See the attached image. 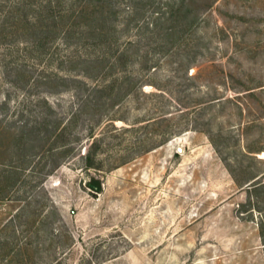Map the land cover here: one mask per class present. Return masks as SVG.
Returning a JSON list of instances; mask_svg holds the SVG:
<instances>
[{
	"label": "rangeland",
	"instance_id": "obj_1",
	"mask_svg": "<svg viewBox=\"0 0 264 264\" xmlns=\"http://www.w3.org/2000/svg\"><path fill=\"white\" fill-rule=\"evenodd\" d=\"M23 1L0 0V264H264V0H184L178 38L154 21L183 0H109L103 43L44 40L49 0L1 32Z\"/></svg>",
	"mask_w": 264,
	"mask_h": 264
},
{
	"label": "trees",
	"instance_id": "obj_2",
	"mask_svg": "<svg viewBox=\"0 0 264 264\" xmlns=\"http://www.w3.org/2000/svg\"><path fill=\"white\" fill-rule=\"evenodd\" d=\"M34 0H24L20 6L15 8H10L6 12V20L1 29V32H6L8 29H17L16 23L14 22L17 17V23L20 22L19 28L25 27V22L30 12H35L39 8H35L33 5ZM111 2L109 0H88L83 2V0H72L68 3L66 0H49L45 5L40 6L42 13L45 15L46 23L43 25V39L47 40L49 37L55 35V37H68L72 38L76 33V30L81 28V24L86 26V32L82 35L87 41L94 40L95 43L107 42L112 36V19L114 17L111 8L109 7ZM181 8L179 10H172L171 14L162 20L159 16L155 18V29H163L165 23L170 25L169 37L178 38V32L180 24H184L185 28L193 27L197 22L198 18L193 17L189 19L187 15H182L180 10L185 6V1H181ZM20 13V16H19ZM186 17V18H185ZM167 34V35H168ZM102 60L97 59L96 64L101 65ZM63 135H60V138ZM96 144V143H95ZM93 145L91 152L87 158V167L98 168L95 166L94 157L96 154V145ZM215 144V142H214ZM226 165L233 172V166L228 162L227 158H224ZM255 178V177H254ZM89 187L96 192H102V181L96 178H91L89 181Z\"/></svg>",
	"mask_w": 264,
	"mask_h": 264
}]
</instances>
